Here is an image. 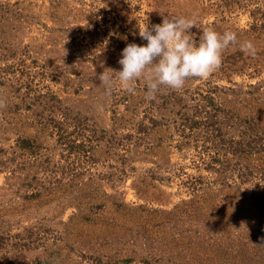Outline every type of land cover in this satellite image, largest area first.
<instances>
[{"label":"rangeland","instance_id":"374dc122","mask_svg":"<svg viewBox=\"0 0 264 264\" xmlns=\"http://www.w3.org/2000/svg\"><path fill=\"white\" fill-rule=\"evenodd\" d=\"M164 17L256 55L121 89ZM0 264H264V0H0Z\"/></svg>","mask_w":264,"mask_h":264},{"label":"clouds","instance_id":"9594fccd","mask_svg":"<svg viewBox=\"0 0 264 264\" xmlns=\"http://www.w3.org/2000/svg\"><path fill=\"white\" fill-rule=\"evenodd\" d=\"M195 22L187 17L165 18L162 23L139 29V36L146 44L128 43L121 51L118 63V86L134 92L137 81L146 80L149 99L155 98L161 86L181 89L192 77L207 79L222 64L223 51L238 44L237 34L225 31L222 34L212 28L204 29L199 39H194L190 29ZM242 51L256 55V47L251 41L239 43ZM100 80L112 91L113 76L103 72Z\"/></svg>","mask_w":264,"mask_h":264}]
</instances>
